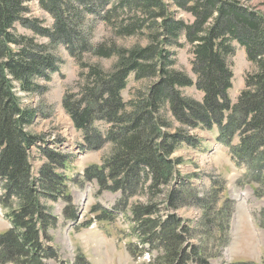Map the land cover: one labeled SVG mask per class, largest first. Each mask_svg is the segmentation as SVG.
<instances>
[{"label":"trees","instance_id":"16d2710c","mask_svg":"<svg viewBox=\"0 0 264 264\" xmlns=\"http://www.w3.org/2000/svg\"><path fill=\"white\" fill-rule=\"evenodd\" d=\"M37 1L51 15L52 26L26 17L30 0H0V208L10 225L0 234V264L62 262L48 234L58 225L48 202H64V220L78 222L66 176L72 156L59 147L42 148V137L30 130L38 111L19 97L40 93V80L59 73L61 61L54 54L59 46L66 47L81 70L77 90L67 91L63 99L66 114L82 134L81 150L110 147L102 165L88 167L82 178L97 183L98 196L121 193L113 209L97 205L92 213L107 224L119 216L130 221L135 259L147 254L148 264H211L229 244L230 220L215 224L217 215L212 219L208 214L216 209L219 190L210 199L194 195L177 170L182 160L173 156L184 148H202L204 140L190 132L217 131V141L237 168L249 171L246 180L257 187V198L264 197V15L239 0ZM167 2L193 21L176 19ZM110 4L104 24H113L119 37L145 36L148 46L127 50L112 42L90 47L83 38H73L86 12ZM124 10L130 15L120 21ZM38 36L49 43L38 42ZM235 45L245 50L255 70L246 75L245 89L233 103ZM185 46L191 47L193 78L173 69L170 48ZM86 52L116 57L117 63L109 71L84 64ZM131 75L156 82L126 101ZM188 88L202 93L201 101L186 96ZM35 149L45 161L38 172L32 166ZM193 205L207 216L199 230L178 216ZM261 219L264 226V209Z\"/></svg>","mask_w":264,"mask_h":264},{"label":"rangeland","instance_id":"374dc122","mask_svg":"<svg viewBox=\"0 0 264 264\" xmlns=\"http://www.w3.org/2000/svg\"><path fill=\"white\" fill-rule=\"evenodd\" d=\"M111 1L114 2V0ZM239 1L264 15V0ZM166 4L176 19H183L189 23L193 21L189 14L179 11L173 2ZM28 6L27 18L40 20L44 22V26H52L51 15L41 8L37 0H30ZM112 6L113 4H110L104 10L93 6L94 12H86L77 30L78 37L73 38H83L90 47L112 42L116 43L119 48L127 50L137 46H148L149 40L145 36L119 37L116 35L118 32L113 24H104L105 14L111 10ZM137 13L140 16V13ZM129 15L130 11L124 10V16L118 18L120 21H125ZM20 32L33 36L32 33H26L23 29ZM36 39L43 44L49 43L47 39L39 36ZM235 46L236 54L231 58L234 80L230 97L233 103L237 102L240 93L245 89L246 75L255 70V66L247 60L245 50L239 45ZM170 51L173 54V69L184 72L193 78L191 47H171ZM54 54L61 61L59 73L53 74L49 81L40 80L39 84L42 87L40 93L19 95L24 106L38 111V119L30 130L36 136L42 137L44 141L43 144H40L42 148L46 144L52 149L59 147L63 152L72 156V165L66 172V176L70 180L69 194L73 204L82 214L78 222H66L63 215L66 208L65 203H47L49 208H53L52 214L58 218L57 228L50 230L48 234L52 239V246L59 250L62 261L60 263L51 261L50 264H148L149 255H141L140 258L135 259L130 254L131 247L129 245L135 244L136 241L129 237L131 223L128 219L119 216L115 223L107 224L99 221L98 215L92 213V209L97 205L113 209L120 200L121 193L104 192L98 196L97 183H89L82 178L88 167L102 165L105 156L110 152V147L107 145L99 152L81 150L82 134L77 132L63 108L65 93L69 90H77L75 87L79 81L81 70L65 46L56 48ZM81 59L85 62L84 64L97 65L106 71L113 69L117 63L116 57L112 59L99 58L88 52L84 53ZM155 82L154 79L136 80L134 75H131L128 89L123 94L124 99L131 101L138 93H146ZM183 92L186 96L198 101L203 98V94L196 88L184 89ZM190 134L200 141L204 140L202 148L199 150L184 148L175 153L173 158L182 160V164L178 166L177 170L180 171L183 178L188 180L184 184L192 185L193 194L200 198L210 199L212 191L218 189L220 199L215 204L216 209L213 210V214L209 212L208 215L212 219L214 213L217 215V219H215L217 226L230 220L229 244L223 249L219 258L211 260V264L239 262L261 264L264 258V226L261 219L264 197L257 198L255 193L257 187L249 185L246 180L249 171L237 168L228 149L217 141L219 136L217 131L214 133L193 131ZM44 163L45 161L35 149L32 158L35 172H38ZM135 200H132V203ZM212 202L214 201L212 200ZM222 210V215L221 213L218 215ZM178 216L185 225H191V230L201 229L207 217L195 205L179 211ZM9 226V222L4 218V212L0 208V234L7 231ZM191 243L199 246L201 241L193 240Z\"/></svg>","mask_w":264,"mask_h":264},{"label":"water","instance_id":"95a60500","mask_svg":"<svg viewBox=\"0 0 264 264\" xmlns=\"http://www.w3.org/2000/svg\"><path fill=\"white\" fill-rule=\"evenodd\" d=\"M81 214H82V212L80 211V213H79V218H78L79 220H80V218H81Z\"/></svg>","mask_w":264,"mask_h":264}]
</instances>
